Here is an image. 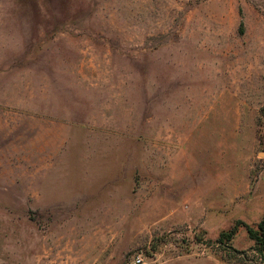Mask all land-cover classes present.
<instances>
[{
    "label": "rangeland",
    "instance_id": "obj_1",
    "mask_svg": "<svg viewBox=\"0 0 264 264\" xmlns=\"http://www.w3.org/2000/svg\"><path fill=\"white\" fill-rule=\"evenodd\" d=\"M263 215L264 0H0V264H264Z\"/></svg>",
    "mask_w": 264,
    "mask_h": 264
},
{
    "label": "trees",
    "instance_id": "obj_2",
    "mask_svg": "<svg viewBox=\"0 0 264 264\" xmlns=\"http://www.w3.org/2000/svg\"><path fill=\"white\" fill-rule=\"evenodd\" d=\"M240 224H243L241 221H237L235 225L227 232H222L218 239L216 240L217 243L221 244L223 242H229L232 237L235 235L237 228ZM246 232L248 237L253 241V247L251 248L254 251L260 260L264 261V215L258 221L255 226L245 225ZM231 253L229 252V258L234 257L236 255H243L244 257L245 252L237 250L235 248L230 247Z\"/></svg>",
    "mask_w": 264,
    "mask_h": 264
},
{
    "label": "built area",
    "instance_id": "obj_3",
    "mask_svg": "<svg viewBox=\"0 0 264 264\" xmlns=\"http://www.w3.org/2000/svg\"><path fill=\"white\" fill-rule=\"evenodd\" d=\"M141 262V258H133L132 261H131V264H140Z\"/></svg>",
    "mask_w": 264,
    "mask_h": 264
}]
</instances>
